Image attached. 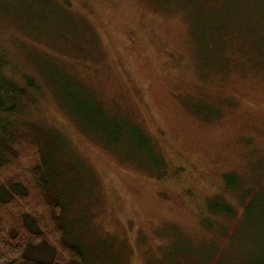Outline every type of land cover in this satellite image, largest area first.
I'll list each match as a JSON object with an SVG mask.
<instances>
[{
  "label": "rangeland",
  "instance_id": "374dc122",
  "mask_svg": "<svg viewBox=\"0 0 264 264\" xmlns=\"http://www.w3.org/2000/svg\"><path fill=\"white\" fill-rule=\"evenodd\" d=\"M0 55L89 264H264V0H0Z\"/></svg>",
  "mask_w": 264,
  "mask_h": 264
},
{
  "label": "trees",
  "instance_id": "16d2710c",
  "mask_svg": "<svg viewBox=\"0 0 264 264\" xmlns=\"http://www.w3.org/2000/svg\"><path fill=\"white\" fill-rule=\"evenodd\" d=\"M8 68L12 67L0 55V264H89L84 249L63 223L64 208L51 193L48 163L35 142L30 143L37 160L31 161L24 174H7L22 158L20 145L25 148L28 142L17 119L34 110L40 90L28 76L26 88L22 87ZM226 214L237 216L229 210ZM42 245L53 250L51 259L31 256ZM170 246L166 242L162 250ZM193 253L183 249L171 264H193Z\"/></svg>",
  "mask_w": 264,
  "mask_h": 264
}]
</instances>
